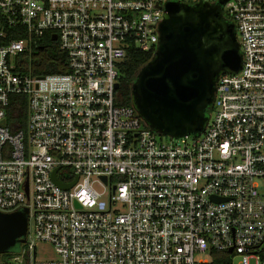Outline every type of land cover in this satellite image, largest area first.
I'll use <instances>...</instances> for the list:
<instances>
[{
	"label": "built area",
	"instance_id": "1",
	"mask_svg": "<svg viewBox=\"0 0 264 264\" xmlns=\"http://www.w3.org/2000/svg\"><path fill=\"white\" fill-rule=\"evenodd\" d=\"M168 1L199 0H0V211L29 209L15 264H264V0L223 5L242 68L219 77L203 133L163 140L116 84L130 48L155 52ZM48 36L63 71L37 72Z\"/></svg>",
	"mask_w": 264,
	"mask_h": 264
},
{
	"label": "water",
	"instance_id": "2",
	"mask_svg": "<svg viewBox=\"0 0 264 264\" xmlns=\"http://www.w3.org/2000/svg\"><path fill=\"white\" fill-rule=\"evenodd\" d=\"M226 2L166 3L157 48L131 85V104L155 133L169 138L203 133L219 77L241 70L243 53L236 26L224 14ZM56 172L53 179L64 189L77 181L63 183ZM28 216V208L0 211V255L25 243Z\"/></svg>",
	"mask_w": 264,
	"mask_h": 264
},
{
	"label": "trees",
	"instance_id": "3",
	"mask_svg": "<svg viewBox=\"0 0 264 264\" xmlns=\"http://www.w3.org/2000/svg\"><path fill=\"white\" fill-rule=\"evenodd\" d=\"M227 17V15H225ZM228 19V18H227ZM229 20V19H228ZM43 54L39 57V64L42 65V69H37L41 73H53L63 71L67 61V55L61 52L57 48V44L49 39V36L45 39ZM38 53V55H39ZM153 56L152 52H143L135 48H130L127 58L122 62L120 66V103L122 105L131 104V85L135 80L138 70L146 64ZM38 62V61H37ZM210 111V110H209ZM8 120L11 126L12 132L25 128L27 121V99L25 96H12L11 105L8 110ZM24 243L19 242L17 246L11 251L1 254L0 264H15L13 258L22 250ZM229 259L219 257L215 255L212 260V264H228Z\"/></svg>",
	"mask_w": 264,
	"mask_h": 264
},
{
	"label": "rangeland",
	"instance_id": "4",
	"mask_svg": "<svg viewBox=\"0 0 264 264\" xmlns=\"http://www.w3.org/2000/svg\"><path fill=\"white\" fill-rule=\"evenodd\" d=\"M119 88L120 87H118L116 90V96H117V99H119V101H120ZM160 136L163 140L169 139L168 136H162V135H160ZM36 249H37V259H39V260H50V259H56L57 258V253L55 251L54 246L51 243L37 242L36 243ZM20 253H21V250L18 251V253L16 255H18ZM0 262H4V261L0 260Z\"/></svg>",
	"mask_w": 264,
	"mask_h": 264
},
{
	"label": "flooded vegetation",
	"instance_id": "5",
	"mask_svg": "<svg viewBox=\"0 0 264 264\" xmlns=\"http://www.w3.org/2000/svg\"><path fill=\"white\" fill-rule=\"evenodd\" d=\"M237 37H238V35H237Z\"/></svg>",
	"mask_w": 264,
	"mask_h": 264
}]
</instances>
